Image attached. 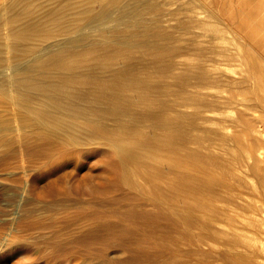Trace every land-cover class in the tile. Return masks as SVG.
<instances>
[{"label":"rangeland","instance_id":"rangeland-1","mask_svg":"<svg viewBox=\"0 0 264 264\" xmlns=\"http://www.w3.org/2000/svg\"><path fill=\"white\" fill-rule=\"evenodd\" d=\"M118 1L122 4L136 0ZM155 1L166 16L165 18L162 13L161 21H165L164 25L166 22L168 23L166 24L167 27L165 25L166 28L161 23V27L164 30L167 29L169 35L172 32L173 38L170 36L169 39L162 40L159 37V40L153 32L148 33L143 26L133 29L130 20L124 21L115 33L109 28L91 32L87 43L96 40L97 43L95 42L94 45L91 44V46L87 45L86 47L78 45L74 49L75 52L65 51L62 53L65 58L60 57L69 64L70 61L72 63V61L78 60L76 61L78 64L73 62L72 65L84 68L82 69L84 72L86 70L90 71V68L93 69L91 73L94 75H89L90 77L85 75L82 78L79 75L82 81L73 83L76 89L89 92V96H93L96 85L95 80H110L114 73L119 72L124 63H128V66L131 67L129 70L127 68L124 70L123 75L125 78H132L136 75L145 78L149 75L152 67L150 66V69H147L146 64L150 62L151 57L146 56L144 58V54L139 50L135 51L133 56L121 53L120 50L123 48L120 47L124 46L121 44L126 41L137 42L142 47H149L154 41L158 40L159 48H155V51L157 50L160 55L169 54L174 56L176 65L180 66H177L175 71L185 72V64L183 63L197 61L200 58L199 55L206 51L208 54L207 63L212 66L211 68H215L220 73L225 70L223 57L225 39L224 36L222 37L221 28L223 25L221 19L229 9L227 0L226 3L225 0ZM231 2L235 19L241 20L245 24H249L254 20L260 21L257 36L260 39L259 48L264 51V0H232ZM86 5L95 10H100L106 5L111 6V3L108 0H19L16 11H20L19 13L22 16L17 20V24L20 25L24 21L35 17L34 19L43 23V29L48 30L50 27L53 29V36L37 35L35 38L28 39L24 46L32 47L35 51L31 55L19 56L18 64L22 68H27L30 57L39 53H47L49 48L54 49L57 45L55 46L53 42L57 39H60L59 41L63 39L62 42H65L68 35L75 34L73 30H79L83 26L87 28L90 25L87 19H77L76 17V9ZM186 20L193 23L188 25ZM194 20L197 21L198 26H196ZM183 21L185 22L183 23ZM192 28L195 30H192ZM187 30L189 31L186 32ZM198 30H200V33ZM192 32H196V36L198 34L197 38L195 34L192 35ZM202 34L206 36L202 37ZM190 38H199V43L206 38L205 41H201L197 49L191 47V51L196 49L194 50L196 53L192 51L193 55L189 49L193 41L192 39L189 41ZM207 39L208 41H206ZM163 43L172 46L176 43L183 44L185 47L181 49L171 47L167 50V48L161 46ZM203 43L204 49L201 51L200 47ZM242 48L243 51L249 50L244 46ZM153 49L151 48L150 51L153 52ZM184 49L185 51H183ZM197 50H200V52ZM180 51H183V53L181 54ZM51 53H47L46 58L50 57ZM85 55L89 57L82 59ZM65 61L64 63L67 64ZM180 62L183 63L179 65ZM34 64L41 65L42 61L39 63V60H36ZM182 64L183 66H181ZM63 68L59 72L57 71L56 74L66 76L68 70ZM36 71L38 70H34V72ZM80 72L83 71L80 70ZM86 77L87 79H85ZM168 80L176 88L179 87L180 83L176 78L170 77ZM148 83L155 85L156 80H149ZM2 89L3 87H0V100L8 103L9 106L7 109L1 110L0 122H2V119H6L5 121L9 122L10 127L13 128V131L11 130L9 133L7 130L5 136L14 139L15 153L14 156L4 162L0 161V264H206L203 258V249L207 248V244L203 243L201 248L197 249L198 245L194 240V238L206 236V233L201 230H195L192 233V230L188 231L186 225L187 222H190L192 223L190 225L195 227L198 222L194 221L191 212L188 211V204L192 199V192L188 188L194 183L192 179L195 178L198 182L201 180L200 182L205 183L204 181L207 180L206 183L208 181H211L209 184L216 183L213 182L215 178L213 175H209V172L204 173L208 174V176L206 175L208 178L202 173L203 171H211L218 174L220 173L219 167V170H208L206 166L209 162L203 167L206 161H202L204 163L199 161L200 163H197V165L199 167L202 165V167H198V171V168L195 167L191 170V166L192 168L197 166L196 160L193 159L194 162H191L192 158L188 157L190 158L188 159L187 156H183L181 160H184L185 163L189 162L188 166L190 165V167L185 169L186 165L181 161L184 167L181 165L182 169H179L180 167H176L173 162L175 161L173 158L168 157L167 159L171 152L168 154L165 151L166 155H164L168 161L165 160L162 163L154 161L159 166L161 164V167L163 165L162 169L164 171H161V167L155 164V166L153 165L155 168L151 166L153 169L148 171V173H153L155 177L160 178L158 180L161 189L158 193L159 196L163 195L164 198H159L153 193L155 189L153 181L149 182V186L146 180L142 179L147 188L151 189L149 195L145 194L134 184L136 180L134 172L137 169V164L126 160L123 150L117 147L118 143L104 139L97 132L90 130L92 129L89 125L91 120L87 117H75L67 114L63 109H59L56 111L58 115L68 122L70 120L77 121L78 127H74L73 130L67 133H58L56 137L50 139L51 142H46L48 147L46 146L45 149L40 150L37 145L32 143L26 144L28 133L33 129L37 132H43L45 128L38 126L37 123L32 127L22 126L21 119L27 116L24 115L19 106L12 103V96L3 94ZM20 98H23L22 92H15V99ZM33 104L41 106V101L35 99ZM186 106L187 109L192 108L190 104ZM229 109L231 108H227L228 111L226 108L223 111L220 110L221 112L217 111L218 116L215 114V118L217 116L219 121L222 120V123H225L224 127L227 123L226 129L229 128L227 130L231 129L230 131H232L237 125L232 123L235 124L232 128L229 124L236 112L235 109H232V112ZM179 113L180 108L171 105L162 113L165 121L169 123L168 127L159 126L156 118L149 119L141 127L151 131L156 130L160 135L168 136L176 126L180 127L176 118ZM230 115L232 117H229ZM224 116L229 118L227 119L230 120L229 123L226 120L223 122ZM127 118L126 122L128 121ZM215 118L214 123L211 125L216 122L215 127L223 125L220 124L221 121L219 122ZM104 121L111 127L112 132L110 131L109 135L112 134L111 136H114L115 141L120 142L116 139V134L120 131L117 129L118 127H114L115 121L109 116ZM17 125L21 127L20 130H17ZM112 127L114 128L112 129ZM47 128L50 131L54 129L52 126ZM114 130H117V133ZM108 138L111 139V137ZM218 139L217 137L216 141ZM218 141L220 142V140ZM37 142H43V138H39ZM23 143H25L24 147ZM111 144H114L113 146L117 149ZM146 147H141L140 150L146 152L148 150ZM179 149H182L179 150V153L181 151L186 153V149ZM2 150V147H0V158ZM209 166L211 165L208 164ZM212 167L214 169L217 165H212ZM138 168L144 174L146 173L144 167ZM186 170L189 173L192 171L190 174L195 173L193 172L195 170L199 175L189 174L190 178L195 176L189 180ZM158 172H164V177L163 173H160L162 176L158 177L160 175ZM200 174L203 178L205 177V180L200 179L202 177ZM198 176L200 177L198 178ZM142 177L145 178L146 176L144 177L142 174ZM166 177L169 180L174 178L183 181L181 185L184 187H179L183 192L180 194L181 190L179 188L168 189L167 182L162 180H166ZM209 177L211 178L209 179ZM191 182L192 184H190ZM203 183L201 186L204 187ZM204 190H201L203 194L207 191ZM172 202H179L183 205L176 207L177 210L174 213L175 208L173 209V207L175 206L170 204ZM136 208H141L145 212L151 213V215L148 217L140 215L134 212ZM179 208H182L181 211H186L187 215L182 217L184 212H181V218L177 214L179 215L178 218L176 213L180 212ZM238 223L243 238L247 235L258 236L259 239L257 238L255 242L264 245V234L260 233L264 231V217L260 218L258 222H254L250 218V213H244ZM215 224L220 226L218 222ZM176 248L181 249V253L177 256L173 254V250ZM247 248L251 249L250 246L240 249L246 250ZM191 249L197 250L191 252ZM259 253V250H257V254ZM254 264H264L263 253H260V258Z\"/></svg>","mask_w":264,"mask_h":264},{"label":"bare ground","instance_id":"bare-ground-1","mask_svg":"<svg viewBox=\"0 0 264 264\" xmlns=\"http://www.w3.org/2000/svg\"><path fill=\"white\" fill-rule=\"evenodd\" d=\"M153 1L136 0L121 4L118 0H108L111 6L106 5L100 10H95L89 5L76 9L77 19H87L90 25L87 28L83 26L79 30H73L75 34L68 35L65 42H62L63 39L62 41L57 39L53 42L57 47L48 49L49 52H52V55H49L50 57L46 58L49 52L39 53L30 57L27 68H22L18 64V57L31 55L35 51L32 47H25L24 43L37 35L52 37L53 29L51 27L48 30L43 29V23L34 19L35 17L18 25L17 20L22 16L19 13L20 11H16L19 0H0V87H3V94L12 96V103L19 106L24 115L27 116L21 119L22 126L32 127L37 123L38 126L45 128L43 132H37L33 129L28 133L26 144L32 143L37 145L40 150L45 149L46 146L48 147L46 142H51L50 139L56 137L58 133H67L73 130L74 127H78L77 121L70 120L68 122L58 115L56 111L59 109H63L67 114L75 117H87L91 120L89 125L92 129L90 130L97 132L104 139L118 143L117 147L123 150L126 160L137 164V169L134 172L136 176L134 184L145 194L149 195L151 189L147 188L146 183L143 182L144 180L148 185L149 182L153 181L156 187L154 186L155 189L153 188L154 192H152L156 196L160 195L158 193L161 189L158 180L160 178L155 177L153 173H148L149 170L155 168V165L159 166L154 161L162 163L170 157L175 160L173 162L176 167L185 164L186 169V167H190V165L188 166L189 162L185 163L181 158L187 156L186 158H192L191 162L196 160V165L206 161L203 167L209 162L208 164L211 166L209 168L207 164L208 170L212 169L214 171L220 168V173H216L218 176L215 172H204L201 170L202 168L200 169L205 177L208 174L204 173L209 172V175H213L215 178L213 182H216L214 184H209L211 181L206 183L207 180L203 183L198 179L199 184L196 178L195 184V179H192L194 183L192 184V181L190 183L192 184L191 187L188 188L192 192L188 211L191 212L194 221L198 222L195 227L190 225L192 223L187 222V229L188 231L192 230V233L195 230L206 233L204 237L194 238L196 245H198L197 249H200L203 243L207 244V248L203 249V258L206 264H254L260 258V253L264 254V245L255 242L257 238L259 239L258 236L247 235L243 238L240 234L238 220L244 213H250V218L254 222H258L260 218L264 217V51L259 48L260 39L257 36L260 21L254 20L249 24H245L243 21L235 19L232 0H227L229 9L221 19L223 25L221 28L222 37L224 36L225 39L223 50L225 70L221 73L217 72L215 68H211L212 66L207 63V51L201 53L200 58L195 62L178 63L179 65L181 63L185 64L184 68L186 69L185 72H179L175 71L178 65H176L174 56L169 54L160 55L157 50L155 51V48H159L158 40L154 41L149 47H142L137 42L126 41L121 44L124 45L123 47L119 46L121 49L123 48L120 50L121 53L133 56L134 52L139 50L144 54V58L146 56L151 57V59L148 57L150 62L146 64L147 69H150V66L152 67L149 75L145 78L138 75L125 78L123 75L124 70L126 68L129 70L131 67L128 66V63H124L119 72L114 73L110 80H95V92L93 96H89V92L76 89L73 83L82 81L79 75L82 78L85 75H88V77L94 75L91 73L93 69L90 68V71L86 70L84 72L82 70L84 68L79 66L80 70L83 71L80 72L78 67L72 65L73 62L75 63L78 60L72 61V63L70 61V65L63 59L67 63L65 64L60 58L63 52L74 51L78 45L82 47L83 45L84 47L94 45L97 40L87 43L91 32L109 28L115 33L119 30L120 25L128 20L132 22L133 29L143 26L148 33L153 32L159 40L160 38L162 40L169 39L170 36L173 38L172 32L169 35L167 29H162L161 23L164 27L168 23L166 22L164 25L165 21H161L163 12L160 10L158 3ZM163 14L166 18L165 13ZM188 21L186 22L188 25L193 23ZM199 24L201 26V23ZM184 27L186 29V24ZM198 31L200 33V30ZM193 32L192 35L195 34L197 38L198 34L196 36V32ZM204 35L202 34V37ZM191 39L193 41L190 42L192 44L189 47L190 51L191 47L197 49L201 41L206 38L202 39L200 43L199 38H190L189 41ZM163 44L161 46L167 48V50L171 47L180 49L185 47V45L177 43L174 46L167 43ZM243 46L249 50L243 51ZM151 48H154L153 52L150 51ZM200 49L201 51L204 49V43ZM194 50L192 51L195 52ZM183 51H180L181 54ZM197 51L200 52V50ZM87 56L85 55L82 59ZM36 60H39V63L42 61V64H34ZM76 63L78 64V62ZM63 67L68 70L66 71L67 75L56 74ZM34 70L38 71L34 72ZM180 73L181 75H179ZM170 77L176 78L180 83L178 88L168 80ZM149 80H156V84H149ZM19 91L22 92L23 98L15 99V92ZM35 99L41 101V106L33 104ZM187 104H190L192 108L187 109ZM171 105L180 108V113L176 117L177 124L180 127L176 126L170 135H160L156 130L151 131L141 127L151 118H156L159 126L168 127L169 123L165 121L162 113ZM8 106V103L0 100V113ZM225 108L226 110L231 108L229 109L230 112L235 109L236 113L233 115L230 124L235 123L237 127H234L235 124H229L232 128L234 127V131L227 130L229 129H226L228 124L226 123L224 127L225 123L223 124L222 120L220 122L217 119V111H223ZM215 114L217 115L216 118ZM222 114L221 116H223ZM108 116L115 121L114 127H118L117 129L120 131L116 134V139L120 142L115 141L114 136H111L112 134L109 135L112 132L111 127L104 121ZM124 117L129 118H127V122L126 118L123 119ZM214 118L223 125L215 127L217 122L216 125H211L214 123ZM223 119V122L226 120L229 123L230 121L227 120L229 118H226V116ZM5 120L2 119V122H0V147L3 149L1 162L14 156L15 153L14 139L5 136L6 131L8 130L9 133L11 130L13 131V128ZM48 126H52L54 129L50 131L47 128ZM16 128L17 130L21 129L19 125ZM116 131L114 130V132ZM216 135L220 142L216 141L217 137L214 138ZM108 137H111V139ZM39 138H43V142H37ZM25 143L22 144L23 147ZM145 146L148 150L146 152L141 151L140 148ZM113 147L115 148V146ZM179 148L186 149V153H183V151L179 153V150H182ZM165 151L168 154L171 152V155L167 154V159L165 158ZM181 161H183V164ZM212 165H217V167L213 169ZM138 167H144L146 173L144 174ZM159 167H161V164ZM162 167L160 169L164 171ZM194 167L197 169L199 166H193V168L191 166V170L195 169ZM193 172H195L193 174L199 175L195 170ZM162 173L164 177V172ZM190 173H187L189 180L195 177L190 178V175H193ZM142 174L144 177L146 176V179L142 177ZM161 174L158 177L162 176ZM205 177L202 176L200 179L205 180ZM142 179L144 180L142 181ZM162 180L167 182L168 189L184 187L181 185V182H183L181 180L174 178ZM202 183L205 185L204 187L201 186ZM179 189L181 190V188ZM204 189L207 191L203 194L201 190ZM182 192L181 190L180 194ZM159 198L163 199L164 196H159ZM170 204L175 206H172L173 209L175 208V210L172 209L174 213L177 210L176 207L183 205L179 202ZM179 209L180 212L176 213L178 218L181 212H184L182 217L187 215L186 211H181L182 208ZM134 212L146 217L151 215V213H147L141 208H136ZM217 222L220 226L215 224ZM260 233L264 234V231ZM248 246L251 249H240ZM197 249H191V252ZM257 250H259V254H257ZM180 253V248L173 250V254L176 256Z\"/></svg>","mask_w":264,"mask_h":264}]
</instances>
